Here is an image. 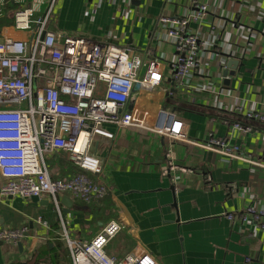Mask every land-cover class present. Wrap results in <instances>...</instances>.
Listing matches in <instances>:
<instances>
[{
    "label": "crops",
    "instance_id": "0c3cea01",
    "mask_svg": "<svg viewBox=\"0 0 264 264\" xmlns=\"http://www.w3.org/2000/svg\"><path fill=\"white\" fill-rule=\"evenodd\" d=\"M49 1L0 0V42L27 40L30 33L14 29V13L31 8L39 17ZM201 5L205 17L190 22L188 31L198 34L199 72L181 85L171 66L174 47L158 18H185ZM48 28L128 46L167 65L159 88L135 90L133 108L152 122L165 110L187 127L188 142H178L105 126L113 139L95 138L91 152L101 163L95 179L107 194L101 204L59 195L69 238L90 242L116 221L121 230L105 247L110 258L142 252L159 264H264V232L255 220H239L246 208L264 210V124L243 119L248 112L264 115V0H57ZM231 61L238 67L222 79ZM236 123L249 131L233 130ZM211 137L237 145L242 159L253 163L205 149ZM46 162L53 180L76 174L64 153ZM20 227L27 228L21 248L0 244V264H71L48 198H0V229Z\"/></svg>",
    "mask_w": 264,
    "mask_h": 264
},
{
    "label": "built area",
    "instance_id": "2783aa9c",
    "mask_svg": "<svg viewBox=\"0 0 264 264\" xmlns=\"http://www.w3.org/2000/svg\"><path fill=\"white\" fill-rule=\"evenodd\" d=\"M56 1L50 0L39 17L31 8L17 10L14 29L30 37L0 42V198H48L62 224L61 239L71 264H159L142 252L108 257L105 247L121 230L116 221L106 224L90 242L71 240L63 227L58 198L71 194L92 204L106 196L107 189L95 179L102 173L101 163L91 151L95 138L113 139L107 125L188 142L187 127L174 114L159 110L152 122L149 113L133 108L135 90L159 88L168 66L147 60L128 46L103 45L49 29ZM206 12L201 5L185 18L166 14L158 18L159 30L174 47L171 66L181 85L199 72L198 34L188 31L190 22H201ZM243 119L264 124V115L256 112L246 113ZM232 129L249 131L238 123ZM203 147L242 159L240 148L229 141L211 137ZM59 153L66 154L80 171L68 180L50 176L46 157ZM239 220L243 224L255 220L264 232V210L246 208ZM26 234V227L1 228L0 244L17 246Z\"/></svg>",
    "mask_w": 264,
    "mask_h": 264
},
{
    "label": "water",
    "instance_id": "95a60500",
    "mask_svg": "<svg viewBox=\"0 0 264 264\" xmlns=\"http://www.w3.org/2000/svg\"><path fill=\"white\" fill-rule=\"evenodd\" d=\"M237 67H238L237 62H235V61L228 62L226 64V70H224L222 73V78L226 79V78H228V76H230V77L233 76L234 75L233 71H235L237 69ZM31 200L33 202H39L38 197H32ZM17 246L19 249L21 248V244H18Z\"/></svg>",
    "mask_w": 264,
    "mask_h": 264
},
{
    "label": "rangeland",
    "instance_id": "374dc122",
    "mask_svg": "<svg viewBox=\"0 0 264 264\" xmlns=\"http://www.w3.org/2000/svg\"><path fill=\"white\" fill-rule=\"evenodd\" d=\"M57 173V171H53V174H56ZM61 180V179H60ZM60 209V214H61V216H62V210H61V208H59ZM64 220H63V218H62V222H63Z\"/></svg>",
    "mask_w": 264,
    "mask_h": 264
},
{
    "label": "trees",
    "instance_id": "16d2710c",
    "mask_svg": "<svg viewBox=\"0 0 264 264\" xmlns=\"http://www.w3.org/2000/svg\"><path fill=\"white\" fill-rule=\"evenodd\" d=\"M76 170H77V168H76ZM79 172H80V171L77 170V171H76V174L79 173ZM97 202H99V204H101V200H99V201H97Z\"/></svg>",
    "mask_w": 264,
    "mask_h": 264
}]
</instances>
